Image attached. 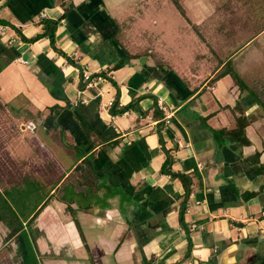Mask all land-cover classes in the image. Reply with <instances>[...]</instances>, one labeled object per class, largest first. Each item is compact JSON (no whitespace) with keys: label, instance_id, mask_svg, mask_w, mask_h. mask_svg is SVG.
Masks as SVG:
<instances>
[{"label":"crops","instance_id":"crops-1","mask_svg":"<svg viewBox=\"0 0 264 264\" xmlns=\"http://www.w3.org/2000/svg\"><path fill=\"white\" fill-rule=\"evenodd\" d=\"M140 1L0 0V250L18 239L43 264H264L255 81H238L230 57L163 69L141 54L139 36L155 35ZM116 100L134 106L112 114ZM13 192L37 205L11 231Z\"/></svg>","mask_w":264,"mask_h":264},{"label":"rangeland","instance_id":"rangeland-1","mask_svg":"<svg viewBox=\"0 0 264 264\" xmlns=\"http://www.w3.org/2000/svg\"><path fill=\"white\" fill-rule=\"evenodd\" d=\"M177 2L174 0L139 2L149 3L150 12L145 18L150 21L148 25V21L145 22V26L147 31L155 35L152 44L148 42L147 33L139 36L141 54L154 55L159 62L161 60L163 69H170L168 64L175 60L184 62V59H187L185 61L190 62L191 67L196 66L194 62L201 59V55L196 53L203 51L214 55L215 60L230 57L228 67L236 70L235 75L241 72V76L252 79V83L253 80L257 82L254 79L256 77L259 81H264V34L256 38L264 28V0H177ZM215 35V39L220 41L218 45L206 44L205 41L210 37L214 38ZM230 36L234 38L233 44L227 50L222 49L219 45ZM23 134L30 135L29 132ZM10 197L5 210L8 215L7 220H10L6 224L12 231L21 228L22 219L16 213L21 210L25 219L37 204L33 201L26 203V200L17 196L15 192ZM31 228L32 226L29 225V234L24 231L22 238L27 244L24 245L33 254L32 246L36 243V239L31 233ZM20 245L18 239H15L1 249L0 264H36V262L43 264L41 260L31 257H27L25 262Z\"/></svg>","mask_w":264,"mask_h":264},{"label":"trees","instance_id":"trees-1","mask_svg":"<svg viewBox=\"0 0 264 264\" xmlns=\"http://www.w3.org/2000/svg\"><path fill=\"white\" fill-rule=\"evenodd\" d=\"M175 2H177V0H174ZM178 3V2H177ZM181 7V6H180ZM182 9V8H181ZM183 10V9H182ZM48 22H49V27H47L48 29H47V31H45V33L42 35V36H45V35H49V37H50V40H51V43L54 45L55 44V29H56V27H57V25H58V23L60 22V20H48ZM38 37H41V36H37V37H35V38H33V39H30L31 41H33V40H35V39H37ZM70 59V58H69ZM70 61L71 62H73V63H75V64H77L74 60H72V59H70ZM78 65V64H77ZM224 71L221 73L222 75H224ZM84 76V75H83ZM219 76H221V75H219ZM234 76L237 78V80L238 81H240L241 82V79L239 78V76L238 75H235L234 74ZM91 77V76H90ZM242 83V82H241ZM254 85V90H252V94L256 97V99L257 100H259L260 101V103L264 106V81H255L254 83H253ZM118 105H119V102L116 100L114 103H113V105H112V107H111V109H110V111H111V113L112 114H118V113H120V114H123V113H125L126 111H128V110H130L133 106H134V104H129V105H127V106H120V107H118ZM233 135H234V137L235 138H241V140L244 142V143H247V142H249V140L245 137V131L243 130V129H240V130H236L235 132H233ZM166 166V165H165ZM254 193L255 192H251V193H248L246 196H245V198H247V199H249L250 197H252L253 195H254ZM1 200H3V198H2V195H1V192H0V221L1 220H3V214L1 213V210H2V207H3V205H2V202H1Z\"/></svg>","mask_w":264,"mask_h":264},{"label":"built area","instance_id":"built-area-1","mask_svg":"<svg viewBox=\"0 0 264 264\" xmlns=\"http://www.w3.org/2000/svg\"><path fill=\"white\" fill-rule=\"evenodd\" d=\"M84 77H85L86 80H87V79L90 78V75L86 74V75H84ZM157 101H158V105H159V107H160L162 110H166V107H165V104H164L163 99H162L161 97H159V98L157 99ZM29 127L34 128L35 125H34L33 123H31V125H29Z\"/></svg>","mask_w":264,"mask_h":264}]
</instances>
